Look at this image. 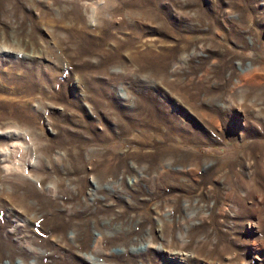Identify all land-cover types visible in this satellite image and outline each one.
Masks as SVG:
<instances>
[{"label": "rangeland", "instance_id": "374dc122", "mask_svg": "<svg viewBox=\"0 0 264 264\" xmlns=\"http://www.w3.org/2000/svg\"><path fill=\"white\" fill-rule=\"evenodd\" d=\"M92 257L264 264V0H0V264Z\"/></svg>", "mask_w": 264, "mask_h": 264}, {"label": "bare ground", "instance_id": "6f19581e", "mask_svg": "<svg viewBox=\"0 0 264 264\" xmlns=\"http://www.w3.org/2000/svg\"><path fill=\"white\" fill-rule=\"evenodd\" d=\"M253 76V75H252ZM256 74L252 77V79H250V81H254V80H256ZM125 98H127L126 96H124ZM15 135H17V134H15ZM23 178V177H22ZM4 182L5 183H7L8 185L10 184V181L9 180H4ZM4 183V184H5ZM31 187V186H30ZM2 195H6L7 197H12L13 198V196H15L16 197V195H13V194H9V193H6V192H4L3 191V193H1ZM5 197V196H4ZM18 198H20L19 200H21L22 199V197H19V196H17ZM16 197V198H17ZM11 198V199H12ZM24 198V197H23ZM10 199V198H9ZM23 201V200H22ZM30 207V206H29ZM9 211H12V210H9ZM18 221H19V218L17 219ZM22 221H26V220H22ZM20 222V221H19ZM145 242V241H144ZM145 243H147V244H150V242L149 241H146ZM21 247H23L26 251H28V252H30V253H32L33 255L34 254H36V255H38V253H40L42 250H40V249H38V248H35V246H33L30 242L28 243V242H22L21 243ZM35 257H37V256H35ZM89 260H91L92 262H94L95 264H99V263H97L98 261H96L93 257L92 258H89Z\"/></svg>", "mask_w": 264, "mask_h": 264}]
</instances>
